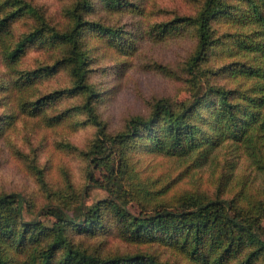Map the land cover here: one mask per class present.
I'll list each match as a JSON object with an SVG mask.
<instances>
[{
  "label": "trees",
  "instance_id": "1",
  "mask_svg": "<svg viewBox=\"0 0 264 264\" xmlns=\"http://www.w3.org/2000/svg\"><path fill=\"white\" fill-rule=\"evenodd\" d=\"M94 2L132 17L142 14L139 3L129 0H76L67 12L70 26L59 31L28 0H0V48L11 66L34 44L65 51L52 66L25 72L14 84L19 88L34 86L59 68L67 69L72 78L71 88L22 100L20 110L32 118L42 115L55 126L82 109L97 127L88 150L80 152L87 161V176L111 196L91 208L82 221L59 207L45 206L39 215H50L54 221L48 226L24 219L27 202L23 196L0 194V264H264V200L258 192L248 195L242 186L231 198H221V192L214 198L188 193L170 197L167 184L143 178L132 160L140 149L150 155L206 160L231 145L253 147L263 155L264 0H204L195 16H178L154 26L149 35L159 39L187 28L196 32L198 47L186 68L193 92L180 103L158 101L148 116L132 117L117 133L108 131L96 110L98 93L88 83L86 38L99 36L128 55L135 51L138 36L89 20L86 14ZM24 16L35 18L38 25L14 42L12 25ZM223 23L230 28L219 35L217 29ZM217 49L225 58L211 67ZM216 76L230 80L219 84ZM63 93L84 95L86 102L82 107L47 116L46 109ZM13 119L10 114L0 118V136ZM73 123L78 127L84 122L74 119ZM97 172L105 176L99 179ZM70 196L79 198L74 191ZM132 202L140 207V214L127 208ZM112 231L135 245L137 251L105 255L101 250L82 247L76 239L82 235L105 236ZM145 248L168 251L174 259H162Z\"/></svg>",
  "mask_w": 264,
  "mask_h": 264
},
{
  "label": "rangeland",
  "instance_id": "2",
  "mask_svg": "<svg viewBox=\"0 0 264 264\" xmlns=\"http://www.w3.org/2000/svg\"><path fill=\"white\" fill-rule=\"evenodd\" d=\"M28 1L44 15L51 27L63 31L70 26L67 12L76 0ZM94 3V8L86 14L89 20L138 36L135 51L128 55L118 52L99 36L90 34L86 38L88 83L98 93L96 110L108 131L117 133L132 117L148 116L152 106L160 100L172 104L187 101L193 86L188 83L191 78L186 68L198 47L196 32L187 28L167 39L154 38L149 32L154 26L178 16H195L204 0H144L138 4L142 14L140 12L137 17L124 11H110L104 4ZM36 25L38 21L31 16L18 19L12 25L13 41L17 42ZM229 28L225 23L220 24L217 33L220 35ZM218 50L211 58V67L224 61V53ZM64 55L63 48L34 44L11 66L0 48V118L8 114L14 116L12 124L0 136V194L23 196L27 202L23 208L24 219L39 220L48 226L54 221L50 215H39L45 206L59 207L62 212L82 221L98 202L111 198L87 176V161L80 152L88 150L97 127L88 121L82 109L72 112L74 117L51 126L44 116L32 118L19 107L22 100H35L72 87V78L65 68L41 77L34 86L19 88L14 84V80L25 72L52 66ZM216 79L219 84L230 80L220 76ZM85 102L84 95L63 93L61 99L46 109V114L54 116L82 107ZM74 119L84 123L76 127ZM132 160L137 162L143 178L167 184L170 197L188 193L214 198L221 192V198H231L245 186L248 195L258 192L264 200V153H256L253 147L225 146L206 160L195 156L181 159L150 155L140 149ZM95 175L99 179L105 176L102 172ZM72 191L79 198L71 199ZM127 208L140 214V207L134 202ZM76 239L82 247L101 250L105 255L137 251L135 245L128 244L116 231L105 236L82 235ZM145 249L156 252L162 259L167 256L174 259L168 251Z\"/></svg>",
  "mask_w": 264,
  "mask_h": 264
}]
</instances>
